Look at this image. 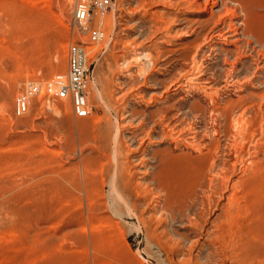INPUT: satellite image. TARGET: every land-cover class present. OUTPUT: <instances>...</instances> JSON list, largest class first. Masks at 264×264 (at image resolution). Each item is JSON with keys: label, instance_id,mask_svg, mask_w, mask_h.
<instances>
[{"label": "rangeland", "instance_id": "1", "mask_svg": "<svg viewBox=\"0 0 264 264\" xmlns=\"http://www.w3.org/2000/svg\"><path fill=\"white\" fill-rule=\"evenodd\" d=\"M166 1L112 0L109 9L96 11L81 29L73 26L77 0H0V264H237L228 256L236 239L238 243L247 241L244 248L247 245L249 251L251 244L264 242V221L256 217L257 212L243 207L235 210L237 224L233 220L229 225L232 228L222 237L229 245H216L224 254L208 258L209 250L202 246L208 242L206 232L188 221H165L159 212L155 213L152 196L144 189L149 179L144 168L152 161L142 160L145 154L169 148L176 154L194 156L206 151L202 153L197 146L174 137H162V125L153 131L149 120L143 134L131 141L138 120L174 104L183 103L187 108L195 105L197 111L189 116V122L199 127L201 139H207L214 127L212 109L219 103L224 105L220 97L213 103L210 95L217 92L223 99L237 96L224 81V54L216 61L203 53L206 64L213 67L206 75L216 78L219 90L208 89L206 94L193 89L189 79L200 66L202 46L198 45L203 44L207 51L212 42L191 44L194 36L186 35L182 29L188 23L193 26L196 19L208 17L206 0H200L202 5L194 6L195 10L189 8L192 0ZM247 1L262 12L260 24L264 27V0ZM96 29L105 37L87 48L89 63L93 62L94 67L88 84L91 111L87 117L78 118L70 101L48 93L46 86L66 71L70 46L89 43ZM219 43L233 48L224 39ZM34 84L41 86L40 94L30 99L24 114H16L17 97ZM247 87L254 89L250 83ZM56 104L61 107L59 111L54 109ZM175 113L173 110L171 115ZM229 118H222L221 125L230 130L231 136L220 139L223 149L232 153V163L235 151L229 145L242 141ZM120 144L122 158L131 162L133 188L139 193L132 192L127 201H137L139 212L149 223L147 231L138 218L127 214L112 187L114 153L117 149L119 153ZM248 146L244 150L247 164L253 159L247 155L251 148ZM242 167L239 163L237 170L231 171L232 182L227 192L224 190L225 197L218 198L220 206H213L211 213L207 212L209 217L202 218L205 229L211 227L223 211L222 206L228 203V195L235 190L232 184L245 178L239 172ZM87 183L104 190L102 193L98 187L94 193L97 198L93 195L97 205L103 202L98 207L95 202L88 207L90 200L84 192ZM100 213L105 219L111 217L114 224L90 221L91 215L98 217ZM172 228L188 234L190 242L180 244ZM241 231H245L243 237ZM252 249L250 253L254 254Z\"/></svg>", "mask_w": 264, "mask_h": 264}, {"label": "bare ground", "instance_id": "2", "mask_svg": "<svg viewBox=\"0 0 264 264\" xmlns=\"http://www.w3.org/2000/svg\"><path fill=\"white\" fill-rule=\"evenodd\" d=\"M163 2L167 1L163 0ZM209 4L212 5L210 8L208 7ZM201 5L202 3L200 0H192L189 8H194L193 10H195L194 6ZM204 10H208V17L205 19H196L193 26L188 23L190 20L185 19V22L188 23V25L182 29L183 31L186 30L184 32L186 35L194 36L193 41L190 42L191 44L200 41H206L208 44L209 42H212L207 51L206 47H203V44L198 45L202 46L200 48V51L202 52L199 60L200 66L191 73L189 79L193 84V89H198L206 94H209L208 89L214 88V90H219L218 82L215 80L216 78L214 76L208 77L206 75L207 71L212 70L213 67H211L212 64H206V57L204 58L203 53L207 52V54L216 61L218 57L220 58L221 54H224V62L222 64V67L225 68L226 74L224 81L225 84L230 86L231 90L236 93V98L223 99L221 98V94L217 92L210 95L213 103L216 101L217 97H220V100L224 101V105L219 103L212 109L211 114L213 116L214 127L210 134L209 129L206 132L210 136L208 137L209 139H201L199 127L197 128L196 124L189 122V116L197 111V107L193 105L191 107L189 106L190 108H187L184 107L183 103H179L178 105H172L165 111H155L150 117H140L141 119L138 120L136 125L138 129L132 132V136L129 140L133 141L138 135L143 134L142 130L147 126L146 124L149 120L151 121L150 128L153 131L155 128L157 129L158 126L162 125V137H174L178 140L185 141L187 145L192 144V146H197L202 153L203 151H206L200 156H194L192 153L176 154V152H174V150L171 151L170 148L162 151L155 150L152 154L144 153L145 155L142 160L152 161L148 164L146 163V167L144 166V172L149 175V179L146 181L144 185L145 187H143L147 194L152 196L151 203L154 204V210H157L155 212L156 214L159 212L160 217L168 222L177 221L184 224L188 221L195 227L205 231L207 236L206 241L208 242L202 246L208 248V258L214 256L220 258L224 253L216 245L218 243L222 247L229 245V242L222 241V237L232 228H230L229 225H232L233 220L235 221L237 219L234 217L236 216V214L234 215L235 210L239 211L241 208L246 207L251 212H257L256 217H260L264 221V208L262 203V201H264V122L262 121L264 120V27L261 26L262 23L260 24V19L262 21V12H259V8L257 10L256 6L247 0H206ZM176 21H181V19H176ZM220 39H224L227 44L232 45L233 48H225L222 46V43H219ZM249 59L250 61H246ZM249 83L254 89H249L247 87ZM97 96L101 99L100 94ZM54 109L59 111L61 107L56 104ZM173 110H176V113L171 115ZM235 115H237V117H235ZM134 116L135 115L131 114V117L134 118ZM156 116L159 117L157 120H154L152 117ZM228 117H230L229 119H231L232 125L237 128L236 136H239L242 141L239 145L234 141L233 144L229 145V147L234 148L235 151V160L232 161V163L230 162V155L232 153H228L227 150L225 151L223 149L220 139L222 136H225L224 138L227 137V139L231 136L230 130H228L227 127L223 129L221 125V119H226ZM175 134L176 136H174ZM147 135H149L148 131ZM190 139L193 140L190 141ZM197 140L199 141V144L196 145L194 141ZM247 145H249L248 147H251L250 150H248L250 152L247 153V155L249 154L250 158H253L248 164L246 163L247 157L245 158L246 155L244 153ZM119 147L121 148L119 153L117 152L118 149L114 153L116 166L112 176V187L115 191L114 193L117 194V197L125 204L127 214L134 216L136 219L138 218L137 220L140 221L141 226L147 231L149 223L139 212L137 201L132 202V204L128 203L129 200L127 201V199H130L132 192H138L137 189L133 188L131 162L127 157L125 160L122 158L121 144ZM232 148L230 149L232 150ZM239 163L243 166V169L239 170V172L241 171L245 178L243 180H237L232 184L235 190L231 195H228V198L226 194L228 203L222 206L223 211L220 215L217 214L216 219L212 222L209 220L211 222V227L205 229L202 218L207 215L209 210L211 211L213 206H220V203L218 202L220 200H218V198L224 199L225 191L232 182L230 173L237 168ZM207 180L209 183H207ZM87 184L85 185L84 192L86 193L88 200H90V204L87 202L89 204V206H87L90 208V205L92 207L95 202L94 196L96 197V195L94 193L98 192L99 186L96 184H92L91 186L88 184V186ZM140 186L142 185L140 184ZM99 190L102 189L99 187ZM103 191L104 190H102V193ZM80 192H82V190ZM80 192L78 193L80 194ZM99 196L100 195H98V197ZM96 202L94 204H96ZM100 202L99 205L103 203ZM99 205L96 204L97 207ZM91 216L92 217L89 216L90 221L97 219L96 221H110L111 225L114 224L111 217L110 219H105V215L101 216V213L100 215L98 214V217H95V215ZM246 218H244L245 222H249L250 224L251 221L252 223L251 219L250 221H246ZM244 221L241 220L243 224L245 223ZM241 222L239 224H241ZM235 224H237V222ZM239 224L238 227L240 226ZM116 227L121 231L119 225H116ZM235 228L233 227V230H235ZM244 229L245 228L242 230ZM171 232L179 236L180 244L186 245L190 242L188 234L179 233L173 230V228ZM243 232L245 231H241L240 233L241 237L244 236ZM246 234L248 235L247 232ZM200 235L202 236L203 234ZM248 236H250V234ZM251 236H253V234ZM236 240L233 244L234 250H231L232 252L228 255L233 259V263L236 261L237 264H264V242L261 241L259 243L251 244L250 248L252 247L255 250L254 254H252V248L251 251H249V248L246 247L247 245L245 246L249 253H247L248 251L245 252L244 248V245L247 242L246 240L249 239L246 238L245 243H238ZM254 240L256 239L254 238Z\"/></svg>", "mask_w": 264, "mask_h": 264}, {"label": "built area", "instance_id": "3", "mask_svg": "<svg viewBox=\"0 0 264 264\" xmlns=\"http://www.w3.org/2000/svg\"><path fill=\"white\" fill-rule=\"evenodd\" d=\"M112 0H77L73 26L84 28V22L88 21L96 11L110 8ZM104 33L93 30L89 43L79 42L72 44L68 51V66L65 72L57 74L48 83L46 91L57 98L69 100L73 114L78 118L87 117L91 106L88 100V84L93 79V62L89 63L87 48L93 43H99L104 39ZM41 92V86L31 85L16 99L15 113L24 114L28 110L29 101L34 95Z\"/></svg>", "mask_w": 264, "mask_h": 264}]
</instances>
